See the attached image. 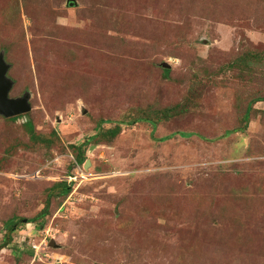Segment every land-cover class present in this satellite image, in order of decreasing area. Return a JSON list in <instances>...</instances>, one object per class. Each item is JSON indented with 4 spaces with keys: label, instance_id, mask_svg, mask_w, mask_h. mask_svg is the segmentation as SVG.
Segmentation results:
<instances>
[{
    "label": "rangeland",
    "instance_id": "374dc122",
    "mask_svg": "<svg viewBox=\"0 0 264 264\" xmlns=\"http://www.w3.org/2000/svg\"><path fill=\"white\" fill-rule=\"evenodd\" d=\"M73 1L0 0L9 94L31 104L0 115V242L22 219L0 264H264V101L225 135L264 96V0Z\"/></svg>",
    "mask_w": 264,
    "mask_h": 264
},
{
    "label": "trees",
    "instance_id": "16d2710c",
    "mask_svg": "<svg viewBox=\"0 0 264 264\" xmlns=\"http://www.w3.org/2000/svg\"><path fill=\"white\" fill-rule=\"evenodd\" d=\"M252 58H254L256 63H260V61H263L262 55L260 56L258 54H253V56H249L246 58L245 57L244 58H241V57L237 58L236 60L231 62L228 65V67H230L229 69L237 68L241 72H245L244 70H246V69H248L250 71L254 65ZM163 72L167 76L168 73L170 72V69L164 68ZM261 101H264V96H256V97L252 98V100H250L248 102V104L246 105L245 111H244L243 116H242V120L244 121L245 124L242 127H238L236 129L226 131L225 135L236 132V131L243 132L244 130H246L248 127L247 124L249 123V120H250L251 112H252V110L255 109L254 108L255 103H258ZM181 106H182L181 103H178V104H175L174 106L164 108L160 111L161 116H158L157 118H153L152 114H150V113H142V114H139L137 116H134V118L130 122H127V123L133 124L135 122L146 121V122L150 123L153 126V128H155L157 126V122L159 123L163 119H167V117H169L171 114H173V112L177 108H180ZM157 111L158 110H155V114L158 113ZM256 111H258V112L263 111L264 112V108L258 109ZM17 117L18 116L9 117V120H16ZM24 126H25L26 131H28L32 135V137H34V135H33L34 134V125H33V123L30 120H28L24 123ZM119 132H120V126H115L114 128L105 131V133H101V135L105 138L111 139V138H114ZM179 134L182 136H191L192 135V133H185V132H180ZM165 138H168V137H165ZM165 138H163V139H165ZM43 140L45 141V139H43ZM73 147L76 148V146H73ZM77 149H80V146ZM83 161H84V152H83V150L80 149V152H78V155L76 156V160L74 161L73 167L78 166L79 164H82ZM71 189H72L71 182H69L67 180L54 182L52 184V186H50L46 190V199H45L44 207L34 217L29 218L28 221L35 223L36 221L43 220L47 215L50 214L52 198H54V197L66 198L68 196V194L70 193ZM21 221H22V219L15 217V216L3 221V227L5 230V234H4V238L0 242V250L5 248L10 243V241L12 240V233L15 230L14 227L16 225L20 224ZM29 252H30V254L35 255L34 249L31 248Z\"/></svg>",
    "mask_w": 264,
    "mask_h": 264
},
{
    "label": "water",
    "instance_id": "95a60500",
    "mask_svg": "<svg viewBox=\"0 0 264 264\" xmlns=\"http://www.w3.org/2000/svg\"><path fill=\"white\" fill-rule=\"evenodd\" d=\"M68 3L72 5L74 1L68 0ZM163 66L167 67L168 65L164 63ZM9 68L10 64L5 60L4 52L0 51V115L5 118L18 116L31 110L28 91H25L21 96H10L14 81L8 76ZM89 164V160H86L84 167H88Z\"/></svg>",
    "mask_w": 264,
    "mask_h": 264
},
{
    "label": "built area",
    "instance_id": "2783aa9c",
    "mask_svg": "<svg viewBox=\"0 0 264 264\" xmlns=\"http://www.w3.org/2000/svg\"><path fill=\"white\" fill-rule=\"evenodd\" d=\"M32 247L35 249L36 253L39 252V250H38L39 249V245H33Z\"/></svg>",
    "mask_w": 264,
    "mask_h": 264
},
{
    "label": "clouds",
    "instance_id": "9594fccd",
    "mask_svg": "<svg viewBox=\"0 0 264 264\" xmlns=\"http://www.w3.org/2000/svg\"><path fill=\"white\" fill-rule=\"evenodd\" d=\"M32 249H34L33 247H31ZM39 250V249H38ZM34 252H35V256L38 255L40 256V252L36 253L35 249H34Z\"/></svg>",
    "mask_w": 264,
    "mask_h": 264
}]
</instances>
